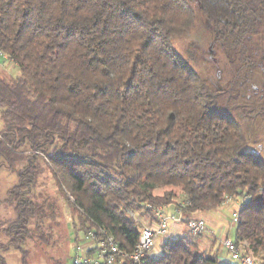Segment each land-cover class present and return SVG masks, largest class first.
Returning <instances> with one entry per match:
<instances>
[{"label":"trees","instance_id":"obj_1","mask_svg":"<svg viewBox=\"0 0 264 264\" xmlns=\"http://www.w3.org/2000/svg\"><path fill=\"white\" fill-rule=\"evenodd\" d=\"M194 2L216 41L242 51L264 23V0H0V48L19 68L0 70V168L16 177L0 264L12 249L28 264L24 245L50 244L59 225L54 196L36 191L44 166L77 213L75 241L99 225L131 251L141 223L130 211L182 203L196 217L242 196L233 240L264 264V160L223 111L230 90L173 48L196 24ZM184 228L154 257L116 264H231Z\"/></svg>","mask_w":264,"mask_h":264},{"label":"rangeland","instance_id":"obj_2","mask_svg":"<svg viewBox=\"0 0 264 264\" xmlns=\"http://www.w3.org/2000/svg\"><path fill=\"white\" fill-rule=\"evenodd\" d=\"M192 7L196 11V24L189 32L174 38L173 48L182 57L190 58L191 66L212 86L230 90V95L223 97L226 102L223 111L239 121L248 138L246 151L264 160V23L242 51L241 47H233L227 40L216 41L213 30L201 14L199 5L194 2ZM0 70L13 75L19 73L16 63L10 59L3 60L1 57ZM1 126L0 120V129ZM43 169L39 177L42 184L36 186V191L47 190L54 196L59 213L57 220L60 222L51 230L54 235L50 244L29 242L24 245V249L28 250L26 260L28 264H59L58 262L63 258V264H72L77 213L60 193L51 171L45 166ZM15 181L14 174L9 173L4 166L0 168V217L2 218L13 215L3 199L7 188ZM243 199L242 196L230 198L216 209L197 214L202 216L210 229L201 234L192 233L196 235L198 251L212 255L219 252L222 258L230 262L229 256L221 251L219 239L226 235L234 237L235 224L232 221L233 208L230 205L234 204L235 209H238ZM170 205L165 209H171ZM147 217L142 216L143 219ZM182 229H185L184 225L170 223L167 233L171 232L177 236ZM78 233L82 235L81 231ZM4 256L5 264H23L21 252L18 250H9ZM232 260L234 264L238 263Z\"/></svg>","mask_w":264,"mask_h":264},{"label":"built area","instance_id":"obj_3","mask_svg":"<svg viewBox=\"0 0 264 264\" xmlns=\"http://www.w3.org/2000/svg\"><path fill=\"white\" fill-rule=\"evenodd\" d=\"M0 57L3 60H9L8 54L0 48ZM230 196L225 198L229 200ZM224 201V202H225ZM152 217L145 219L139 217L136 213L130 211L138 222L141 223V234L138 242L131 251H125L119 247L106 228L94 225L83 231L81 236L74 242V255L72 264H116L124 259L134 262H140L147 254L154 257V248L164 236L170 223H183L185 227L192 233H204L210 231L206 221L201 217L186 218L182 213L183 204L180 203L175 207L173 212H168L162 205L147 204ZM238 220V209L232 211V221L236 225ZM221 251L229 256V258L238 261L239 264H263V262L247 254L242 246L236 244L232 237L226 235L219 239Z\"/></svg>","mask_w":264,"mask_h":264},{"label":"crops","instance_id":"obj_4","mask_svg":"<svg viewBox=\"0 0 264 264\" xmlns=\"http://www.w3.org/2000/svg\"><path fill=\"white\" fill-rule=\"evenodd\" d=\"M230 202H232V201H230ZM223 205H224V204H223ZM167 206H169V205H167ZM167 206H164V208H167ZM170 206H172L171 209H165V210L168 211V212H173V211L175 210L176 204H174V205H170ZM230 206L233 208L232 210H235L234 204H231ZM196 217H202V216H198V215H196ZM176 227H177V225H176ZM226 260H227V259H226ZM229 260H230V263H231V264H234V263H233V260H232L231 258H230ZM236 264H239V263H236Z\"/></svg>","mask_w":264,"mask_h":264}]
</instances>
